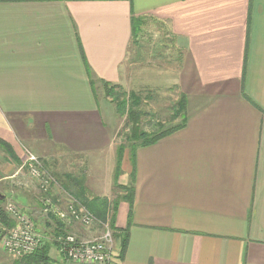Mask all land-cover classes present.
<instances>
[{
  "label": "crops",
  "instance_id": "crops-1",
  "mask_svg": "<svg viewBox=\"0 0 264 264\" xmlns=\"http://www.w3.org/2000/svg\"><path fill=\"white\" fill-rule=\"evenodd\" d=\"M101 81L176 87L186 122L116 172ZM0 140V198L44 241L26 151L54 197L127 232L120 264H264V0H0ZM5 255L0 244V264H35Z\"/></svg>",
  "mask_w": 264,
  "mask_h": 264
},
{
  "label": "built area",
  "instance_id": "built-area-1",
  "mask_svg": "<svg viewBox=\"0 0 264 264\" xmlns=\"http://www.w3.org/2000/svg\"><path fill=\"white\" fill-rule=\"evenodd\" d=\"M20 169L36 183L40 192V213L53 225L51 242L58 258L45 264H120L114 231L108 221L99 220L91 211L72 198L65 202L51 193L56 180L49 173L41 158L30 151L25 152ZM4 210L13 221L4 228L0 244L5 253L14 258L33 253L43 240L31 216L15 203L7 202ZM55 219L57 225L53 224ZM57 227V232L54 229ZM75 227L87 233L79 234Z\"/></svg>",
  "mask_w": 264,
  "mask_h": 264
},
{
  "label": "trees",
  "instance_id": "trees-1",
  "mask_svg": "<svg viewBox=\"0 0 264 264\" xmlns=\"http://www.w3.org/2000/svg\"><path fill=\"white\" fill-rule=\"evenodd\" d=\"M133 19V32L135 30L136 27V23L137 21H139V19H135L134 16L132 17ZM103 84V88H104V92L105 95L107 97H110L111 100L116 103V111L118 113L121 112H126L127 113V118L128 121L132 123L131 126H129L128 130L129 133L126 134L125 137V144L121 145L117 148L116 151V159H117V163H116V172L119 171L120 168V162L123 158V150L128 149L129 150V154L131 155V157H133L137 147L139 146H145L148 145L150 143H153L154 141L158 140L159 138L164 137L165 135L171 133L172 130L171 129H161L158 130L156 133L152 134V135H148L146 134L145 131H142L141 129H139L138 127V122H139V118L141 115H143V113L145 114V112H143L140 108V104L143 102V99H145V95H142V92H135V91H126L125 89H123L121 87V85H117V84H111L109 82L106 81H101ZM118 89L119 90V94L121 95V99H116L113 97V93H114V89ZM120 100V101H119ZM186 97L185 95H181L180 99L177 102V107H176V113H174L175 115L177 114V112H182L185 108H186ZM174 110V109H173ZM173 115V116H175ZM172 116V115H171ZM186 118H183V122L179 125H176V130L181 128L185 122H186ZM1 145L3 144V146H6V143H3L0 140ZM127 146V147H126ZM4 197L0 198V236L3 232L4 228H8L10 226H12L13 221L10 218V216L6 213V211L4 210L3 202H4ZM116 206V202L114 203ZM114 208V207H113ZM113 211V210H112ZM100 218H104V214L102 215H98ZM53 224L55 223V225H57L55 219H52ZM113 221H114V213L111 214V225H113ZM114 229V236L117 242V246L119 248V253L120 256L123 254L125 247H126V240H127V232L122 231L120 229H117L113 226ZM54 232H57V227L54 229ZM53 243L51 241H44L42 240L40 246L31 254L25 256L28 259H32L34 261L35 264H45L50 262L49 260V250L51 248V245ZM24 258V257H23Z\"/></svg>",
  "mask_w": 264,
  "mask_h": 264
},
{
  "label": "rangeland",
  "instance_id": "rangeland-1",
  "mask_svg": "<svg viewBox=\"0 0 264 264\" xmlns=\"http://www.w3.org/2000/svg\"><path fill=\"white\" fill-rule=\"evenodd\" d=\"M145 36H148V33L146 32ZM168 39V38H164ZM163 52L166 55H170L172 53L171 49L169 47H165L163 49ZM145 73H147L145 71ZM102 89L98 91V95L101 97L102 95ZM142 92V95H145V99L143 102L140 104V108L145 114L140 116L139 122H138V127L142 131H145L146 134L152 135L156 133L158 130H165V129H171L176 130V125H179L183 122V118L187 116L188 112L186 110H190L187 107L182 111V112H177L176 113V107H177V102L181 97V93L177 90L176 87H167V88H160L158 90H149L146 87L140 91ZM119 90L116 88L114 89L113 97L116 99H121V95L119 94ZM104 96L105 92L103 91ZM103 99V98H102ZM101 99V104L103 105H109L113 110L114 107L116 109V103L110 104L109 102L102 100ZM111 99V98H109ZM120 101V100H119ZM174 109V110H173ZM115 118L113 117L111 126H114L115 122H119L117 133L115 135V143L117 144V148L121 145L125 144V137L126 134L129 133V126L132 125L131 122L128 121L127 118V113L126 112H121L118 113L117 111L115 112ZM172 115V116H171ZM175 115V116H173ZM117 119V120H116ZM116 120V121H115ZM173 132V131H172ZM127 147V146H126ZM129 155V150L125 149L123 150V155L125 154ZM117 160V159H116ZM22 171V170H21ZM25 172V171H24ZM123 189V187H115V190L119 191ZM6 205V203H3V207ZM115 237V236H114ZM7 258V255H5ZM10 258V257H8ZM51 261V257L49 258ZM54 260V259H53Z\"/></svg>",
  "mask_w": 264,
  "mask_h": 264
},
{
  "label": "water",
  "instance_id": "water-1",
  "mask_svg": "<svg viewBox=\"0 0 264 264\" xmlns=\"http://www.w3.org/2000/svg\"><path fill=\"white\" fill-rule=\"evenodd\" d=\"M78 264H87V263H78Z\"/></svg>",
  "mask_w": 264,
  "mask_h": 264
}]
</instances>
